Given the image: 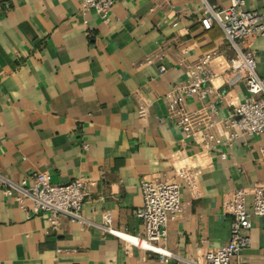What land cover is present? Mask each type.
<instances>
[{
  "label": "crops",
  "instance_id": "1",
  "mask_svg": "<svg viewBox=\"0 0 264 264\" xmlns=\"http://www.w3.org/2000/svg\"><path fill=\"white\" fill-rule=\"evenodd\" d=\"M205 4L222 9L229 0H114L105 19L82 16L76 0H0V177L43 172L54 184L89 182L85 221L61 216L56 228L45 214L27 217L0 186V264H192L228 242L222 204L242 190L251 211L253 187L264 182V132L226 144V120L247 92L228 81L231 43L216 23H200ZM246 4L264 14V0ZM248 47L264 80V37ZM205 53H213L217 97H183L203 120L187 135L169 114L168 94L197 77ZM145 177L180 187L182 211L163 244L173 254L167 263L102 226L109 217L119 233L143 236L135 210ZM262 221L252 217L249 244L229 264H264Z\"/></svg>",
  "mask_w": 264,
  "mask_h": 264
},
{
  "label": "built area",
  "instance_id": "2",
  "mask_svg": "<svg viewBox=\"0 0 264 264\" xmlns=\"http://www.w3.org/2000/svg\"><path fill=\"white\" fill-rule=\"evenodd\" d=\"M76 1L82 16L93 11L103 19L109 15L114 3V0ZM5 6L9 8L8 3ZM213 22L220 27L235 51V55L228 60V81L231 84L243 83L247 92V97L233 108L226 120L225 126L232 128L226 142L228 144L240 134L254 135L264 132V80L257 74L254 56L248 47L249 40L253 37H264V14L247 8L246 0H229L228 6L222 9L205 4L200 23L204 29H209ZM212 57L213 53L202 54L195 63L197 77L186 83L175 84L168 94L169 114L187 135L192 133L193 128L199 127L203 120L192 117L183 107L182 99L194 95L199 100H205L209 95L215 94L209 83L214 76L209 68ZM146 61L150 62L151 59L147 58ZM165 69L163 64L158 66L159 73H163ZM216 102H209L211 112L215 110ZM138 113L141 117L145 116V107L140 106ZM209 118L204 123L203 131L213 124ZM206 135L208 134L205 133ZM221 156L224 158L226 155L223 153ZM0 186L5 196L13 197L17 201L27 217L45 214L51 228H56L61 216L79 222L85 221L82 209L89 196V182L82 177L65 184H54L47 173L34 172L18 182L0 177ZM140 188L142 205L135 210V216L143 228V236L119 233L109 226V217H106L102 226L109 233L158 254L159 259L167 263L173 254L163 244L167 239L169 220L182 211L180 187L168 179L145 177ZM222 210L231 218L228 242L209 250L203 256V261H190L192 264H229L232 257L248 246L249 237L244 232L251 227L252 217H261L264 226V182L253 187L251 211L245 208L242 190H236L232 197L225 200Z\"/></svg>",
  "mask_w": 264,
  "mask_h": 264
}]
</instances>
